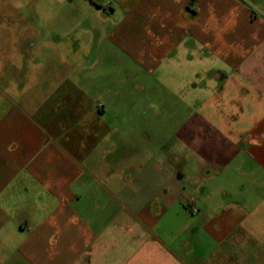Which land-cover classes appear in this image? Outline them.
Here are the masks:
<instances>
[{
	"label": "crops",
	"instance_id": "1",
	"mask_svg": "<svg viewBox=\"0 0 264 264\" xmlns=\"http://www.w3.org/2000/svg\"><path fill=\"white\" fill-rule=\"evenodd\" d=\"M135 1L119 46L155 74L150 95L208 64L215 120L184 122L163 167L126 169L109 93L61 83L1 111L0 264H264V21L242 0Z\"/></svg>",
	"mask_w": 264,
	"mask_h": 264
},
{
	"label": "rangeland",
	"instance_id": "2",
	"mask_svg": "<svg viewBox=\"0 0 264 264\" xmlns=\"http://www.w3.org/2000/svg\"><path fill=\"white\" fill-rule=\"evenodd\" d=\"M242 1L264 21V0ZM135 2L0 0V115L1 111H20L24 99L34 109L41 100L37 92L50 91L55 85L62 89L61 83L64 88L70 83L90 88L89 97L98 103L101 102L97 99L98 93H109L105 117L112 143L117 140L113 145L124 157L118 167H163L166 156L176 147L173 136L184 122L196 118V114L215 120L206 107V100L210 98L206 93L209 82L206 78L200 79L206 75L202 71L208 70L209 65L200 62L190 65L191 71L200 73L196 79H190L188 91L167 95L157 85V96L150 95V89L156 85L155 74L142 69L119 46L120 40L123 41L119 33L124 32L129 38V28L123 21ZM193 83L200 91H192ZM117 90L123 98L120 106H114L118 101L112 96ZM140 107L145 110L139 111ZM260 114L254 113L253 119ZM130 172L127 170V174ZM261 193L263 196L264 190ZM176 221L175 217V227ZM158 227L153 232L169 240L165 222ZM204 242V250L208 252L212 244ZM200 256L203 257V251Z\"/></svg>",
	"mask_w": 264,
	"mask_h": 264
}]
</instances>
